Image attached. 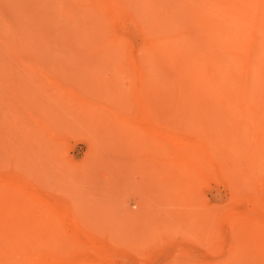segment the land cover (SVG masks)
Returning a JSON list of instances; mask_svg holds the SVG:
<instances>
[{
	"label": "rangeland",
	"instance_id": "obj_1",
	"mask_svg": "<svg viewBox=\"0 0 264 264\" xmlns=\"http://www.w3.org/2000/svg\"><path fill=\"white\" fill-rule=\"evenodd\" d=\"M119 1L126 32L90 0H0V236L51 235L45 264H264V2Z\"/></svg>",
	"mask_w": 264,
	"mask_h": 264
},
{
	"label": "bare ground",
	"instance_id": "obj_2",
	"mask_svg": "<svg viewBox=\"0 0 264 264\" xmlns=\"http://www.w3.org/2000/svg\"><path fill=\"white\" fill-rule=\"evenodd\" d=\"M91 2L93 1V3H91V4H94L95 5V8L96 9H99V11L102 13V14H104L108 19H109V23H111V26L113 27L114 26V24H116V22L118 23V24H120V32H126V28H125V24H124V18H123V10L125 11V9H124V7H125V4L123 5V3H120V1L119 0H90ZM264 2V0H258L257 1V3H256V6L257 7H259L260 6V4H262ZM82 3H84V2H82ZM90 4V5H91ZM79 5H81V4H79ZM93 6V5H92ZM262 6H263V4H262ZM94 7V6H93ZM261 7V6H260ZM68 11V10H67ZM69 12V11H68ZM256 12V11H255ZM255 12H253V13H255ZM70 13V12H69ZM258 15V14H257ZM73 17V16H72ZM75 17V16H74ZM72 19V18H71ZM126 20V19H125ZM129 20H131V18L129 19ZM134 21V20H133ZM126 22V21H125ZM235 22V21H234ZM256 22V21H255ZM85 23V22H84ZM98 23V22H97ZM237 23V22H236ZM76 24V23H75ZM98 25V24H97ZM96 25V26H97ZM117 25V24H116ZM115 25V26H116ZM195 25V24H194ZM256 26V25H255ZM117 27H118V25H117ZM116 27V28H117ZM252 27H254V24L252 25ZM95 28H97L98 29V27H95ZM100 29V28H99ZM98 29V30H99ZM119 29V28H118ZM97 30V31H98ZM96 31V32H97ZM93 33V32H92ZM186 33V32H185ZM189 33V32H188ZM187 33V34H188ZM239 34V33H238ZM97 34H95V36H96ZM183 35V34H182ZM186 35V34H185ZM235 35V34H234ZM201 36V35H200ZM206 36V35H205ZM205 36H204V38H205ZM253 36V35H252ZM98 37H99V35H98ZM182 37V36H181ZM199 37V36H198ZM208 38V37H207ZM231 38V37H230ZM236 38H238L237 36H236ZM240 38V37H239ZM250 38V37H249ZM116 39H118V40H122V41H127L126 40V38H124V36L122 35V34H120L119 36H116ZM199 39H200V37H199ZM202 39V38H201ZM227 39H229V38H227ZM245 39V38H244ZM163 40V39H162ZM203 40V39H202ZM202 40H200V41H202ZM234 40H236V39H234ZM233 40V41H234ZM238 40V39H237ZM252 40V39H251ZM165 41V40H164ZM173 41V40H172ZM196 41V40H195ZM199 41V40H198ZM210 41V40H209ZM158 42V41H157ZM226 41H224V43H225ZM228 42H229V40H228ZM252 42L253 41H251V44H252ZM169 43V42H168ZM208 43V42H207ZM211 43H212V41H211ZM230 43V42H229ZM231 43H232V41H231ZM155 44V43H154ZM153 44V45H154ZM170 44V43H169ZM197 44V43H196ZM202 44V43H201ZM206 44V43H205ZM232 44H234V43H232ZM171 45V44H170ZM211 45H213V44H211ZM215 45V44H214ZM226 45H228V44H224V46H226ZM236 45V44H235ZM155 46H157V45H155ZM155 46H152V44H151V47H148V48H146V51L147 52H149V54H150V52L151 53H155V52H157L158 50H157V48L155 47ZM164 46V45H163ZM216 46V45H215ZM222 47H223V45H221ZM253 46V45H252ZM158 47V46H157ZM160 47H162L161 45H160ZM165 47V46H164ZM170 47V46H169ZM204 47H205V45H204ZM210 47V46H209ZM235 47H237V45L235 46ZM262 47V46H261ZM180 48H182L181 46H180ZM199 48V47H198ZM200 48H202L201 46H200ZM207 49H209L208 47H206ZM211 48V47H210ZM215 48V47H214ZM225 48V47H224ZM228 48L229 49H227V50H229L230 52H229V54H231L230 56H234V57H238V58H241L242 60H243V65H241V66H237V68L235 69V71L237 72V70L238 71H241V72H244L245 71V73L246 72H248L247 70L249 69V64H251L249 61H250V59H249V56H250V54H249V51L247 50V52H248V54H246V55H242V54H240V53H238V51H236L234 48V50L235 51H233V49L232 50H230V47H229V45H228ZM166 48H164V50H165ZM169 49V48H168ZM178 49V48H177ZM212 49V48H211ZM163 50V49H162ZM172 50V49H171ZM179 50V49H178ZM168 51V50H167ZM202 51H204V50H202ZM207 52H208V50H206ZM210 51V50H209ZM215 51V50H214ZM225 51V50H224ZM78 52V51H77ZM162 52H164V51H162ZM172 52V51H171ZM170 52V53H171ZM205 52V51H204ZM212 52H213V50H212ZM226 52V51H225ZM228 52V51H227ZM263 52V51H262ZM153 53V54H154ZM158 53V52H157ZM166 53H168V52H166ZM200 53H201V50H200ZM220 53V52H219ZM160 54V53H159ZM185 54V53H184ZM183 54V55H184ZM205 54H207V53H205ZM209 55L211 54V53H208ZM214 54V53H213ZM216 54V53H215ZM221 54V53H220ZM219 54V55H220ZM226 54V53H225ZM229 54H227V55H229ZM158 55V54H157ZM168 55V54H167ZM170 55V54H169ZM168 55V56H169ZM186 55V54H185ZM188 55H190L189 53H188ZM193 55V54H192ZM212 55V54H211ZM227 55H226V57H227ZM263 55V54H262ZM261 55V56H262ZM194 56V55H193ZM205 56V55H204ZM206 56H208V55H206ZM221 56H222V54H221ZM186 57V56H185ZM189 57H191V56H189ZM197 57V56H196ZM210 57H213V58H215L214 56H209V59H210ZM217 57V56H216ZM264 57V56H263ZM150 58H152V57H150ZM158 58V57H157ZM162 58V57H161ZM194 58V57H193ZM218 58H220V57H218ZM228 58V57H227ZM163 59V58H162ZM200 59H201V61L203 60L204 61V57H200ZM208 59V58H207ZM212 59V58H211ZM216 59V58H215ZM147 60V59H146ZM188 60V59H187ZM193 60H196V59H193ZM219 60V59H218ZM223 60V59H222ZM143 61V60H142ZM148 61V60H147ZM166 61V60H165ZM167 61H168V59H167ZM180 60H178V64L181 62H179ZM185 61V60H184ZM221 61V60H220ZM261 61V60H260ZM155 62V61H154ZM170 62V61H169ZM186 62V61H185ZM189 62V61H188ZM196 62V61H195ZM198 62V61H197ZM213 62H215V60H213ZM213 62H211V60L210 61H208L207 63H204L203 65H202V62H199L198 63V66H199V71L200 72H204V74H208V77H210V79L208 78L207 79V81H206V83L208 82V81H211V86H212V91H213V93H212V96H213V94H215V95H217V96H220L221 97V99L223 100V102H225V103H223V104H230V100L233 98H230L231 96L229 95V98H227L230 102H228L227 101V99H225V92H226V90L224 89V87H222L221 85H223V86H228V87H225V88H227V92H229L231 95L232 94H241L243 97V101H244V96L247 94V91H249V89H248V84H247V82L246 81H248V80H245L246 79V77H245V81L243 82V83H241L239 80V74H237L236 75V73H234L233 74V72H235L234 70H233V72H232V70H231V72L232 73H230L229 72V74L228 75H226L228 72H225V71H223L222 69H221V67L218 65V66H216V67H214L215 65H214V63ZM222 63H223V61H221ZM225 62H226V60H225ZM173 63H174V61H173ZM184 63V62H183ZM190 63V62H189ZM193 64H194V62H192ZM264 63V62H263ZM169 64V63H168ZM191 64V63H190ZM216 64H217V62H216ZM221 64V63H220ZM226 64V63H225ZM148 65V64H147ZM166 65V64H165ZM222 65V64H221ZM149 66V65H148ZM197 66V67H198ZM222 66H224V65H222ZM227 66V65H226ZM263 66V65H262ZM153 67V66H152ZM165 67V66H164ZM181 67H186L185 65L184 66H181ZM190 67H192V66H190ZM151 68V67H150ZM166 68V67H165ZM180 68V67H179ZM195 68H196V65H195ZM218 68H220L221 69V71H222V73H226L225 75L227 76V77H223L222 75H221V72H220V74H218V71H220V70H218ZM224 68H226V67H224ZM256 68V67H255ZM171 69V68H170ZM174 69H176V67L174 66ZM189 69V68H188ZM187 69V70H188ZM165 70H167V68L165 69ZM183 70V69H182ZM196 70V69H195ZM173 71V70H172ZM172 71H166V72H171V74L172 73H174V72H172ZM142 72V71H141ZM179 72V69H178V67H177V69H176V73H178ZM188 72H190V69H189V71ZM194 72V71H193ZM192 72V73H193ZM199 72V73H200ZM143 73V72H142ZM181 73V72H180ZM191 73V72H190ZM189 73V74H190ZM239 73V72H238ZM183 74V73H182ZM195 74V73H194ZM247 74V73H246ZM169 74L167 73V76H168ZM197 75V74H196ZM200 75V74H199ZM198 75V76H199ZM218 75L219 76H221V78L219 79L218 78ZM144 76H145V74H144ZM143 76V77H144ZM156 76V75H155ZM173 76H174V74H173ZM176 76H177V74H176ZM176 76H174V77H172L171 75L169 76V77H172V79H176ZM185 76V75H184ZM197 76V77H198ZM205 76V75H204ZM178 77H180L179 76V73H178V76H177V78ZM182 77V76H181ZM190 77V76H189ZM194 77H195V75H194ZM201 77H202V74H201ZM243 77V76H242ZM206 78V77H205ZM244 78V77H243ZM146 79V78H145ZM174 79V80H175ZM186 79V78H185ZM161 80V82L163 83V81H162V79H160ZM193 80V79H192ZM218 80H221V85L219 86V83H217V81ZM157 81V80H156ZM151 82V81H150ZM206 83H204V84H206ZM209 83V82H208ZM170 84V83H169ZM186 84H188V83H185V85ZM190 84V83H189ZM188 84V85H189ZM210 84L208 85V86H210ZM164 85H165V82H164ZM163 85V86H164ZM187 85V86H188ZM193 85H195L196 86V84H193ZM230 85V86H229ZM151 86V85H150ZM155 86V85H154ZM157 86V85H156ZM158 86H160V84L158 85ZM170 86H172V84L170 85ZM182 86V85H181ZM181 86L180 87H176L175 89H177L176 90V92H178L179 94H181V92H182V88L184 87H182L181 88ZM190 86V85H189ZM206 86H207V84H206ZM211 86L209 87V88H211ZM192 87V86H191ZM194 87V86H193ZM192 87V88H193ZM204 87H205V85H204ZM204 87H203V89H204ZM140 88V87H139ZM168 88V87H167ZM166 87H165V89H167ZM186 89L188 88V89H190L189 87H185ZM195 88V87H194ZM202 88V87H201ZM148 89H149V87H148ZM154 89H157V88H154ZM205 89H208V87H206ZM209 90V89H208ZM187 91V90H186ZM186 91H183V92H186ZM189 91V90H188ZM202 91V90H201ZM224 91V92H223ZM138 92H139V89H138ZM146 92H148V91H146ZM145 92V93H146ZM155 92H156V90H155ZM182 92V93H183ZM190 92H191V89H190ZM200 92V91H199ZM204 92H208V91H204ZM203 92V95H205V93ZM74 93V92H73ZM139 93H141V92H139ZM142 93H143V91H142ZM187 93H189V92H187ZM202 93V92H201ZM75 94V93H74ZM184 94V93H183ZM211 94V93H210ZM228 94V93H227ZM143 95V94H142ZM144 95H146V94H144ZM154 95V94H153ZM178 95V94H177ZM182 95V94H181ZM214 95V96H215ZM224 95V96H223ZM234 95V96H235ZM75 96H77V95H75ZM78 98H80V96H77ZM144 97V96H143ZM147 97H148V95H147ZM204 97V96H203ZM202 97V98H203ZM216 97V96H215ZM236 97V96H235ZM140 99V98H139ZM143 99V98H142ZM146 99V98H145ZM245 99H246V96H245ZM138 100V99H137ZM136 100V101H137ZM211 100H213V99H211ZM210 100V101H211ZM147 101V100H146ZM233 101V100H232ZM246 101V100H245ZM144 102V101H143ZM145 103H147V102H145ZM144 103V104H145ZM209 103V102H208ZM244 104V103H243ZM151 105V104H150ZM149 105V106H150ZM260 105V104H259ZM147 106H148V104H147ZM230 106V105H229ZM228 106V107H229ZM237 106V105H236ZM245 106V105H244ZM251 106V105H250ZM250 106H248V109L250 108ZM253 106V105H252ZM235 107V106H234ZM147 108V107H146ZM149 108V107H148ZM225 108H227V106L225 107ZM233 107H231V109H232ZM238 108V107H237ZM253 108H255V107H253ZM154 109V108H153ZM239 109V108H238ZM233 110H234V108H233ZM244 110V109H243ZM149 111H151V109L149 110ZM153 111V110H152ZM245 111V110H244ZM260 111V110H259ZM232 112V111H231ZM253 112V111H252ZM251 112V113H252ZM257 112V111H256ZM147 113V112H146ZM151 113V112H150ZM150 113H148V114H150ZM156 113V112H155ZM231 115H233V114H231ZM151 116V115H150ZM153 116V115H152ZM252 116V115H251ZM253 116H254V114H253ZM264 116V115H263ZM146 117H149L148 115L146 116ZM245 117V116H244ZM229 118V117H228ZM235 118V117H234ZM233 118V119H234ZM241 118V117H240ZM260 118H262V117H260ZM216 119V118H215ZM236 119V118H235ZM232 120V118L230 119V121ZM237 121V120H236ZM247 121V120H246ZM252 121H254V120H252ZM260 121H262V120H260ZM166 122V121H165ZM257 122V121H256ZM231 123V122H230ZM239 123V122H238ZM152 124V123H151ZM169 125V124H168ZM259 125V124H258ZM179 129V128H178ZM171 130V129H170ZM179 141V140H178ZM172 142V141H171ZM174 143H177V142H174ZM193 144V143H192ZM196 145V144H195ZM194 145V146H195ZM189 146V145H188ZM193 147V146H192ZM184 148H185V146H184ZM191 148V147H190ZM189 148V149H190ZM198 148H199V146H198ZM210 148V147H209ZM200 150V149H199ZM197 151V150H196ZM184 152H186V151H184ZM188 152V151H187ZM192 152H194V151H192ZM191 152V153H192ZM197 153V152H196ZM201 153V152H200ZM202 153H204V152H202ZM192 155V154H191ZM2 184V183H1ZM6 188H4L3 190H5ZM2 190V187L0 186V197L4 194V191ZM6 191V190H5ZM3 192V193H2ZM6 197V196H5ZM11 198V197H10ZM1 199V198H0ZM3 199V198H2ZM7 199V198H6ZM38 202H39V204L44 208V209H47L49 212H51V213H53V214H56V208H55V205L53 204H51V203H49V202H47V201H44V200H38ZM58 214V213H57ZM77 221V220H76ZM119 222V221H118ZM71 235V234H70ZM44 240L45 242L46 241H50V240H52L51 239V235L49 236H46V235H41L40 233L39 234H36V235H17V236H0V264H45V262H46V257H50L51 256V258H52V255L51 254H53V252H49L48 254H43L41 251L42 250H44L43 248H42V245H41V240ZM77 241V240H76ZM45 242H42V243H44L45 244ZM77 243H79L78 241H77ZM45 246V245H44ZM40 247L42 248V250L40 251ZM58 258H60V257H58ZM84 262V261H83ZM81 263V262H80Z\"/></svg>",
	"mask_w": 264,
	"mask_h": 264
}]
</instances>
